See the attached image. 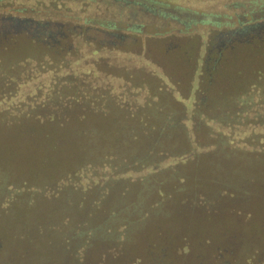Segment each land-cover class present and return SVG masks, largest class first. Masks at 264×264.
<instances>
[{
    "label": "trees",
    "instance_id": "obj_1",
    "mask_svg": "<svg viewBox=\"0 0 264 264\" xmlns=\"http://www.w3.org/2000/svg\"><path fill=\"white\" fill-rule=\"evenodd\" d=\"M23 1L0 3V173L13 175L19 188L0 204V236L11 225L13 243L29 245L13 264H168L170 223L224 221L237 243L249 231L261 233L264 70L253 72L249 91L258 103L240 104L235 95L245 83L234 81L241 73L219 67L210 68L213 92L197 102L193 85L187 97L174 82L191 68H178L173 58L189 62L191 47L218 44V33L146 42L134 51V42L106 31L115 26L99 16L106 4ZM233 38L220 39L231 53L264 42ZM263 45L254 51L261 59ZM220 77L229 90H217ZM165 109L183 115L173 129L156 126ZM67 223L80 226L78 237ZM207 229L214 232L210 246L215 229ZM183 239L178 256L206 255H185L192 246Z\"/></svg>",
    "mask_w": 264,
    "mask_h": 264
},
{
    "label": "rangeland",
    "instance_id": "obj_2",
    "mask_svg": "<svg viewBox=\"0 0 264 264\" xmlns=\"http://www.w3.org/2000/svg\"><path fill=\"white\" fill-rule=\"evenodd\" d=\"M40 2H45V0H38ZM79 1V0H78ZM86 1V0H85ZM94 1L95 3L93 6H97V4L102 3V0H91ZM19 2H24L23 0H0V3H4L7 5H15L16 3ZM143 4H146L147 6L152 7L154 10H156L158 13H164L169 16H173L175 18V21L172 22H166L162 21L159 17L160 16H142L141 14L138 16L136 19H129L128 16L127 18H119V16H114L112 13L113 11L116 10L115 7H105L104 12L102 13L100 11V18H106L109 21L112 20L113 25H115V30L117 31H124L126 34H128V39L126 42H133V40H137L133 44V50L135 51L136 49L140 48L142 49L143 43H149V44H154L158 42H163L165 40H176L177 38H180L181 42L186 41V39L193 37V36H200L202 34H209L212 30H222L224 28H230L233 26L238 25V16L239 14H243V19L245 20H250L254 16H258V12L254 13V15H249L247 12H242L243 9L236 7L237 5H241L244 9H248V7L256 6L258 7L259 10H262L261 8H264V0H144L142 2ZM103 8V5H101ZM94 8H90V10L93 11ZM96 9H98L96 7ZM264 10V9H263ZM109 12V13H108ZM249 12V11H248ZM160 15V14H159ZM242 17V16H240ZM205 21H211V24H204ZM215 22V23H214ZM187 24V25H186ZM130 26H139L141 27L142 31L139 33H131L128 29ZM188 26V27H187ZM186 27V28H185ZM188 30V31H185ZM133 32V30H132ZM178 40V39H177ZM139 42V44H137ZM208 41L207 40H202L201 45L200 43L196 44L194 47H191L190 49V58L189 62H183L182 61V55L178 54L180 56H175L174 62L178 68L180 67H185V68H191V70L188 72L186 71L184 74L180 73V75H177V78L175 79V83L178 84V89H182L183 93L185 96L189 97L191 90H192V85L195 87V91L193 92L195 94V98L197 99V102H200L201 99L204 97L207 92H213L209 91L207 87L210 89H214L215 87L213 85L209 86L208 84V79L212 78V63L208 66V69H205L206 66L203 64H199L198 68L200 70L204 69L207 71L202 75H195L194 74V69L196 68L195 64V59L198 56V53L202 55H206V45ZM254 42L251 44V50L249 51L248 49H241L236 48L232 53L228 51L227 49L222 51V61L219 63V68H223L227 70L228 72L233 70L234 73L240 72L241 75H239V79L234 81V83L241 84L245 83V87L243 91L238 92V95H235L241 103H248L251 104L252 102L258 103L259 96H254L255 98H252L250 96V87L253 85L255 82V79L253 78V72L256 73L255 70H260L263 71L264 69L261 67L262 63L264 66V59H261L260 55L255 54V50L258 49V45H262L264 42ZM138 45V46H137ZM262 49L264 50V45L262 46ZM155 54H158L157 51L153 52ZM191 59V61H190ZM181 60V61H180ZM181 62V63H180ZM251 73V75H250ZM240 76H242L240 78ZM253 78V79H252ZM218 81L216 82V87L217 90L220 92L223 89H227L230 82L226 80L224 77H220V79H217ZM186 91H185V90ZM225 95V94H224ZM222 99V98H221ZM224 101H226L223 98ZM221 101V100H220ZM230 102L233 101V98L228 100ZM238 101V102H240ZM237 110V109H235ZM162 116L158 120V123H156V126H161L163 128H175L176 124L174 121H178L179 123L182 122V117L183 115H179L177 112H173L170 109H165L164 112L161 113ZM179 115V116H178ZM155 124V123H154ZM115 163L117 166H119V169H122L121 167L124 166L122 160H117L115 159ZM113 164V163H112ZM23 177V178H22ZM18 177V182L22 185L23 179H27L28 177L22 176ZM58 178V177H57ZM11 179H14L13 175L9 174H2L0 173V204H2L3 201H5L14 191H16L18 186H16L15 181H11ZM58 179L55 178V181H52V183H57L59 182ZM17 180V179H16ZM47 183V182H46ZM45 181L41 183L46 184ZM146 199V196L143 194V200ZM142 200V201H143ZM155 208V209H154ZM154 211L159 210V208L154 207ZM3 207L0 205V212L1 214L5 211ZM138 210L144 211V205H141L138 207ZM262 216H261V221L264 222V210L262 209ZM10 213V211H9ZM8 213V214H9ZM8 215H5L4 218H6ZM260 219V218H259ZM29 220V218H28ZM197 222V221H196ZM218 222V223H217ZM224 221H218V220H199L194 225H175L173 223H170L171 226H173V230L171 231L172 234V239L171 240L174 243V249L182 243V239H185V242L187 241L188 245L192 246L190 247V251H185V255H191L197 253L200 254L202 251H205V245L209 246L206 243L207 238H211V235L213 233L210 232L207 228L212 229V227L215 229V234L214 238L220 239L225 236H230L231 234V229L227 228L223 224ZM116 223V222H115ZM109 224H105V226ZM117 224V223H116ZM262 225V226H261ZM11 226V225H10ZM9 226V227H10ZM68 228V231L70 232L69 234L71 236H76L78 237V233L80 230V226H76L74 224H69L67 223L66 225ZM9 227H7V231L5 232V236H0V264L3 263L5 260H8L10 263L13 264V260L16 263H19V261H22L26 258L27 255V250L29 248L28 242L23 241V242H18L16 245L13 243V228L11 230H8ZM19 225L14 226V228H18ZM169 227V226H168ZM167 227V228H168ZM263 227V223H260V230ZM86 228V227H85ZM85 228L81 229L84 230ZM104 229V226L100 230ZM107 229V227H106ZM118 229V228H117ZM27 231V229H26ZM108 235H115L118 236V233L115 234L112 229L106 230ZM8 232V234H7ZM29 231H27L28 234ZM125 238H130V233L126 232ZM91 237V236H90ZM63 239V238H62ZM62 239L60 240V244H62ZM183 239V240H184ZM155 241H160V236H155ZM70 242H76L75 240H70ZM183 241V243H185ZM193 243V244H192ZM181 247V246H179ZM196 248V249H195ZM172 251L171 255L178 256L177 250L175 249ZM25 255V256H24ZM174 256H169L171 257L170 259L172 260L175 258ZM38 258L41 256H37ZM152 259V258H150ZM151 261V260H149ZM46 264V263H45ZM47 264H52V261L50 260L49 263ZM150 264V263H149Z\"/></svg>",
    "mask_w": 264,
    "mask_h": 264
},
{
    "label": "flooded vegetation",
    "instance_id": "obj_3",
    "mask_svg": "<svg viewBox=\"0 0 264 264\" xmlns=\"http://www.w3.org/2000/svg\"><path fill=\"white\" fill-rule=\"evenodd\" d=\"M143 1L144 0H102V3L106 4V7H108V9L110 7H115L116 10L113 11L112 14L114 16H119V18L122 19L127 18V16L132 20L135 18L137 19L141 14L142 16L151 17L158 15L160 16L159 18L162 21L166 22L175 21V18L173 16L168 17V15L164 13H158L152 7L143 4ZM236 7L243 9L242 12H247V14L251 16L254 15L256 11L260 12H258V16H254L250 20L243 19L245 15L243 16V14H239L237 22L238 25L230 28H224L222 30H212L210 32L211 35L217 33V35H219L218 38L214 39L215 41L218 40V44L216 43L215 45H212L211 43H208L206 45V55L198 53V56L195 59L196 68H198L199 64L201 63L206 66V69H208V66L212 63V68L214 70H217V68L219 67V63L222 61V51L227 48L220 40L223 37H234L233 39H237L240 42L239 38L245 36L247 43H251L256 39L260 41L264 40V8H261L262 10H259L258 7L252 6L248 7V9H244L240 4ZM128 28L131 33L135 32L140 34V32L142 31L141 27L139 26H130ZM106 31H108V33H110L109 35L111 37H114L113 39L115 40L125 41L128 39V34H126L124 31L115 30V26L107 28ZM203 35L205 34H202L200 36ZM136 41L137 40L135 39L133 40V42ZM201 42L202 40H200V45ZM258 223H263L261 233H258L257 231H249V235L246 233V236H242L238 243L237 233L235 235L231 234L230 236L220 239L215 238L212 239V244L208 248H206V255L175 256V258H173L172 260L170 259L171 261L168 264H264V222L260 220L258 221ZM231 247L232 249L230 250ZM221 248L224 250V253L226 252L230 254V256H222L221 254L217 256V252H219Z\"/></svg>",
    "mask_w": 264,
    "mask_h": 264
},
{
    "label": "water",
    "instance_id": "obj_4",
    "mask_svg": "<svg viewBox=\"0 0 264 264\" xmlns=\"http://www.w3.org/2000/svg\"><path fill=\"white\" fill-rule=\"evenodd\" d=\"M6 25H7L8 27H10V24H9L8 22H6Z\"/></svg>",
    "mask_w": 264,
    "mask_h": 264
}]
</instances>
